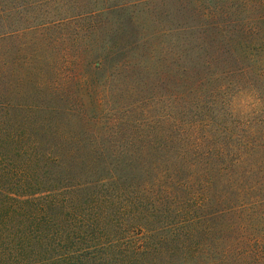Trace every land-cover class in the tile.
<instances>
[{"label":"trees","instance_id":"16d2710c","mask_svg":"<svg viewBox=\"0 0 264 264\" xmlns=\"http://www.w3.org/2000/svg\"><path fill=\"white\" fill-rule=\"evenodd\" d=\"M261 4L0 0V264H264Z\"/></svg>","mask_w":264,"mask_h":264},{"label":"rangeland","instance_id":"374dc122","mask_svg":"<svg viewBox=\"0 0 264 264\" xmlns=\"http://www.w3.org/2000/svg\"><path fill=\"white\" fill-rule=\"evenodd\" d=\"M251 1L256 2V3H259V1H260L261 3H264V0H247V3H251ZM260 8H261V13H264L263 4H261ZM247 16H249V14H247ZM239 203L241 204V201Z\"/></svg>","mask_w":264,"mask_h":264}]
</instances>
